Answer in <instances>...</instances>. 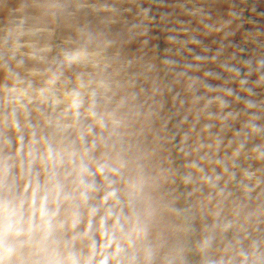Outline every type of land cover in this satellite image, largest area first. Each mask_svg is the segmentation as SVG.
<instances>
[{"label": "clouds", "instance_id": "1", "mask_svg": "<svg viewBox=\"0 0 264 264\" xmlns=\"http://www.w3.org/2000/svg\"><path fill=\"white\" fill-rule=\"evenodd\" d=\"M126 2L0 0V264H264V29Z\"/></svg>", "mask_w": 264, "mask_h": 264}, {"label": "rangeland", "instance_id": "2", "mask_svg": "<svg viewBox=\"0 0 264 264\" xmlns=\"http://www.w3.org/2000/svg\"><path fill=\"white\" fill-rule=\"evenodd\" d=\"M177 2L178 0H131V3H125V7H135L138 4L140 7L151 8L152 14L156 18L153 28V35L156 39L152 43L157 45L159 50L162 51L165 47L163 43L165 33L161 31L163 25L160 23L159 18L161 15H167L172 12L173 6ZM230 9L238 14H242V20L244 22L243 27L236 32L234 37H231L232 45L234 48L246 47L250 51L252 46L244 45L243 37L245 33L256 27L264 29V0H217L213 4L211 11L213 16L227 18V13ZM168 27L171 28L172 25L169 24ZM197 35L199 36L198 33ZM199 38L203 40L204 44H211L213 39H216L214 37L204 38L202 36ZM195 51L199 52V49L197 48Z\"/></svg>", "mask_w": 264, "mask_h": 264}]
</instances>
